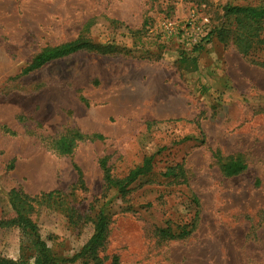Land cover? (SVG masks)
Here are the masks:
<instances>
[{"label": "rangeland", "instance_id": "rangeland-1", "mask_svg": "<svg viewBox=\"0 0 264 264\" xmlns=\"http://www.w3.org/2000/svg\"><path fill=\"white\" fill-rule=\"evenodd\" d=\"M260 1L0 0V220L14 187L32 198L60 191L57 209L32 213L59 256L80 250L101 212L102 264H264V48L243 54L223 11ZM192 15L208 20L188 31L198 50L160 27ZM78 39L108 51L25 72L41 52ZM149 158L124 193L107 188L105 169L120 180ZM233 161L246 167L228 176ZM191 219L183 238L158 234ZM30 247L17 227L0 228V256L28 257Z\"/></svg>", "mask_w": 264, "mask_h": 264}, {"label": "trees", "instance_id": "trees-1", "mask_svg": "<svg viewBox=\"0 0 264 264\" xmlns=\"http://www.w3.org/2000/svg\"><path fill=\"white\" fill-rule=\"evenodd\" d=\"M223 11L224 16L231 19L235 25V42L238 49L243 54H248L253 45H259L264 48V33H262L264 27V0H261L258 5H237L228 3L223 7ZM221 30L222 29H219L216 33L219 40L221 38ZM215 32L216 29L211 30L204 38H209L214 35ZM194 46L192 50L200 49L196 44ZM82 49L100 53H106L108 51L107 47L96 46L78 39L41 52L33 59L30 66L25 69V72L36 69L51 59L63 57ZM261 65L264 67V63L261 62ZM71 146V139L66 137L60 138L58 149L62 153H69L71 151ZM150 161L151 158L144 159L141 166L131 170L125 178L120 180L112 179L105 169L104 179L107 188L116 187L118 192L124 193L126 187L147 169ZM102 167H104V165H102ZM245 167V164L233 161L227 165L224 170L226 175L232 176L242 172ZM61 195L60 191H53L42 194L39 198H32L25 194L20 187H14L7 193L11 212L10 216L0 220V228L17 227L23 235L30 237L31 247L29 248L30 253L28 257H21L17 260H13L0 256V264H68L78 260H81L83 264H88L89 262L102 264L103 259L99 256V249L103 246L106 239L108 219L101 212L91 221L92 232L86 243L78 252L70 257L59 256L53 253L46 242L41 239L32 213L37 205L57 209L59 207L57 204L63 200L61 199ZM70 211L71 216L69 215ZM65 212H67V216H70L69 220H71V218L74 220V217H78L76 215V210L73 208L67 209ZM194 224L193 219L185 222L183 225L178 223L176 226H172L171 222L168 221L167 227L159 230L158 234L162 239H180L192 232ZM111 262L112 264H119L116 256H112Z\"/></svg>", "mask_w": 264, "mask_h": 264}, {"label": "built area", "instance_id": "built-area-1", "mask_svg": "<svg viewBox=\"0 0 264 264\" xmlns=\"http://www.w3.org/2000/svg\"><path fill=\"white\" fill-rule=\"evenodd\" d=\"M206 24H208V20L206 18H197L195 15L187 18L186 21H169L165 20L161 22L160 27L167 35H173L177 38V40L184 44L185 42L188 44L195 45L197 44L196 35H189L188 31L201 32L206 28Z\"/></svg>", "mask_w": 264, "mask_h": 264}]
</instances>
